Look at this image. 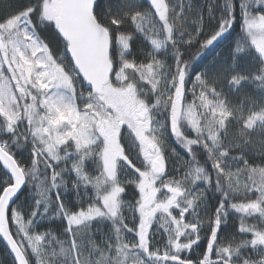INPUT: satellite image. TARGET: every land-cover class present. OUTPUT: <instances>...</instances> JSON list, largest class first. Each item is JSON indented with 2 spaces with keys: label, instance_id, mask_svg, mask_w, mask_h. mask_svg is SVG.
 I'll return each instance as SVG.
<instances>
[{
  "label": "snow or ice",
  "instance_id": "obj_1",
  "mask_svg": "<svg viewBox=\"0 0 264 264\" xmlns=\"http://www.w3.org/2000/svg\"><path fill=\"white\" fill-rule=\"evenodd\" d=\"M205 7L16 0L0 14L11 264H264V0Z\"/></svg>",
  "mask_w": 264,
  "mask_h": 264
},
{
  "label": "trees",
  "instance_id": "obj_2",
  "mask_svg": "<svg viewBox=\"0 0 264 264\" xmlns=\"http://www.w3.org/2000/svg\"><path fill=\"white\" fill-rule=\"evenodd\" d=\"M192 2L197 6V8H204L205 15L207 14V9L205 7L206 2H211V0H192ZM217 3L220 2V0H216ZM16 0H0V14H2L5 11L10 10L9 6L10 5H15ZM147 7V5H145ZM190 26V25H189ZM232 41L227 40L221 42L218 46H216L212 50H208L204 53V57L202 58V63L203 66L205 67H212V64L215 59H221L227 57V51L229 46L231 45ZM201 61H196V63H200ZM240 95H243V93L233 96V100H238L240 98ZM175 147V143L173 144ZM260 150V142L259 138H256L254 148L251 149L250 151H255L256 153H259ZM253 159L255 162L258 164L261 160V157L257 154L253 156ZM25 195H28L27 193ZM69 198H71L72 194L68 193ZM23 199V197H22ZM209 199L211 203H215V196H213L211 193H209ZM56 227V224H53V228ZM236 227V222L235 219L231 220L227 226L228 232H234ZM11 256L8 254L6 247L3 242H0V262H3V264H11Z\"/></svg>",
  "mask_w": 264,
  "mask_h": 264
},
{
  "label": "rangeland",
  "instance_id": "obj_3",
  "mask_svg": "<svg viewBox=\"0 0 264 264\" xmlns=\"http://www.w3.org/2000/svg\"><path fill=\"white\" fill-rule=\"evenodd\" d=\"M173 144H174V142H172V146L175 147Z\"/></svg>",
  "mask_w": 264,
  "mask_h": 264
}]
</instances>
